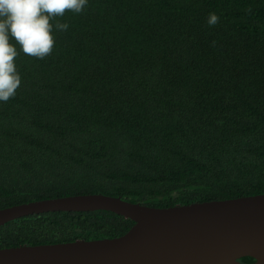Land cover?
Returning a JSON list of instances; mask_svg holds the SVG:
<instances>
[{"label":"trees","instance_id":"16d2710c","mask_svg":"<svg viewBox=\"0 0 264 264\" xmlns=\"http://www.w3.org/2000/svg\"><path fill=\"white\" fill-rule=\"evenodd\" d=\"M57 22L69 28L52 53H20L21 84L0 102V209L264 193V0H88ZM133 223L107 210L30 214L0 226V248L112 238Z\"/></svg>","mask_w":264,"mask_h":264},{"label":"water","instance_id":"95a60500","mask_svg":"<svg viewBox=\"0 0 264 264\" xmlns=\"http://www.w3.org/2000/svg\"><path fill=\"white\" fill-rule=\"evenodd\" d=\"M94 210L134 223L112 238L0 248V264H264V193L168 207L76 194L1 208L0 226L30 214Z\"/></svg>","mask_w":264,"mask_h":264},{"label":"clouds","instance_id":"9594fccd","mask_svg":"<svg viewBox=\"0 0 264 264\" xmlns=\"http://www.w3.org/2000/svg\"><path fill=\"white\" fill-rule=\"evenodd\" d=\"M88 0H0V102L16 95L21 84L15 58L26 54L37 59L50 55L55 45V31H67V23L52 21L66 11L82 13ZM219 17L210 13L209 26Z\"/></svg>","mask_w":264,"mask_h":264}]
</instances>
